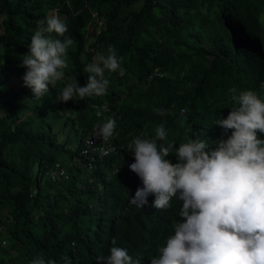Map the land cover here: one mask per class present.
Returning <instances> with one entry per match:
<instances>
[{"label":"trees","instance_id":"obj_1","mask_svg":"<svg viewBox=\"0 0 264 264\" xmlns=\"http://www.w3.org/2000/svg\"><path fill=\"white\" fill-rule=\"evenodd\" d=\"M52 14L67 25L73 44L64 81L37 100L20 65L37 22ZM110 46L125 75L106 70L103 96L58 101L72 77L86 85L84 66ZM233 87L237 95L252 90L264 99V0H0V264L38 257L82 264L78 247L95 239V226L120 218L126 225L149 211V204L130 203L138 180L114 172L133 138L162 124L175 148L199 137L214 148L231 135L215 121L236 106ZM108 118L116 120L110 140L118 151L96 155L87 170L93 154L81 157L84 139ZM136 252L151 254L146 246Z\"/></svg>","mask_w":264,"mask_h":264},{"label":"clouds","instance_id":"obj_2","mask_svg":"<svg viewBox=\"0 0 264 264\" xmlns=\"http://www.w3.org/2000/svg\"><path fill=\"white\" fill-rule=\"evenodd\" d=\"M67 31L56 14L37 22L20 65L27 69L22 79L33 99H41L50 85L64 81L67 52L73 44L64 35ZM106 70L121 77L126 73L112 46L107 55L96 53L93 62L84 66L89 74L86 85L80 86L72 77L57 100L105 95L110 83ZM230 92L236 106L215 123L224 134L232 130L231 135L216 141L214 148L200 137L182 140L175 148L162 124L149 135L133 138L128 154L115 162L114 172L119 171L122 180H138L129 190L130 203L149 204V211L140 218L129 217L130 229L119 223L122 218L107 227L95 226V239L78 247L83 252L82 264H264V99L252 90L237 95L233 87ZM154 111L165 114L164 109ZM115 129L116 120L108 118L85 137L81 157L93 154L86 162L87 170L94 168L95 157L101 160L116 154L118 146L110 140ZM101 190L97 186L94 196L100 197ZM84 230L89 231L88 224ZM145 246L151 254L141 258L136 249ZM70 262L65 259V264H77ZM31 264L45 261L38 257Z\"/></svg>","mask_w":264,"mask_h":264}]
</instances>
